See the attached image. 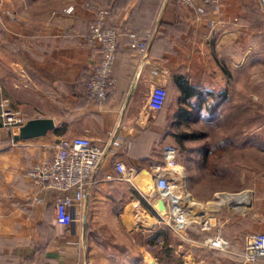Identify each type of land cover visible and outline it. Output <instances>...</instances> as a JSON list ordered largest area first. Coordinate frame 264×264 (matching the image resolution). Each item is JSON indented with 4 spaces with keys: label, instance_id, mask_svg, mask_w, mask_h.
I'll return each instance as SVG.
<instances>
[{
    "label": "crops",
    "instance_id": "obj_1",
    "mask_svg": "<svg viewBox=\"0 0 264 264\" xmlns=\"http://www.w3.org/2000/svg\"><path fill=\"white\" fill-rule=\"evenodd\" d=\"M90 2L105 7L106 0H0V110L11 109L26 121H54L46 135L18 141L8 132L17 134L19 127H0V264H112L105 248L115 246L123 247L122 259L139 255L138 264H144L151 256L149 241L157 236L169 242L139 192L142 179L149 178L143 171L163 162L167 147L177 152L183 189L200 205L188 230L190 247L180 250L184 263L264 264L241 257L244 237L264 232V123L254 118L264 98L261 0H222L218 10L208 7L204 13L176 0H125L109 17L122 35L104 103L89 99L86 89L101 57L99 47L86 41L94 18ZM228 15L237 20L225 21ZM132 26L153 33L142 64L123 34ZM157 83L168 100L153 113L147 102ZM182 84L190 90L187 98ZM205 94L225 97L222 111L237 104L244 115L243 100L252 104V122L238 128L235 145L225 142L219 155L210 138L184 141L181 149L172 136L201 124V114L192 116L198 96ZM180 105L188 117L178 113ZM112 129L118 141L131 142L120 159L135 185L121 178L109 153L91 179L87 199L73 212L75 221L58 223L53 194L33 184L26 168L48 157L60 138L101 143ZM218 227L229 242L227 251L202 244Z\"/></svg>",
    "mask_w": 264,
    "mask_h": 264
},
{
    "label": "built area",
    "instance_id": "obj_2",
    "mask_svg": "<svg viewBox=\"0 0 264 264\" xmlns=\"http://www.w3.org/2000/svg\"><path fill=\"white\" fill-rule=\"evenodd\" d=\"M222 0H176L179 5L195 9L204 13L206 8L218 10ZM264 5V0H261ZM94 12L90 23L86 41L90 45L98 46L101 57L93 68L87 83V96L96 103H104L112 92V70L117 57L118 38L122 33L118 28L109 23V10L106 7L88 3ZM236 15H228L225 21H236ZM212 24V22H211ZM125 34L129 45L142 64L148 59L149 46L153 38L152 32L137 35L131 31ZM166 90L161 83L153 86L148 102V109L157 113L165 100ZM0 121L6 129L20 127L25 123V118L11 109L0 110ZM130 141H118L115 130L106 133V139L101 143H93L83 136L63 137L57 140L50 155L41 161L33 163L26 168L25 175L30 181L43 191L53 194L55 219L58 223L69 225L75 221L73 212L88 197L92 177L99 171L104 158L111 153L115 157V167L121 178L134 183V175L127 170L120 159L130 148ZM176 150L167 147L164 151V160L150 166L149 175L152 181V190L162 202L164 211L157 210L154 206L160 224L175 231L179 236H189L188 227L194 221L190 214L189 204L184 201L183 171L176 162ZM139 192L147 196L148 193ZM35 200L39 201L38 198ZM191 240L190 238L188 239ZM163 239L154 237L150 249L162 245ZM202 244L204 247L227 251L229 242L218 227L214 234L206 237ZM241 257L244 262L256 263L264 259V232L246 235L243 240ZM32 264H50L45 261Z\"/></svg>",
    "mask_w": 264,
    "mask_h": 264
},
{
    "label": "trees",
    "instance_id": "obj_3",
    "mask_svg": "<svg viewBox=\"0 0 264 264\" xmlns=\"http://www.w3.org/2000/svg\"><path fill=\"white\" fill-rule=\"evenodd\" d=\"M126 4L125 0H106L105 3V7L108 8L109 10V17L113 18L114 16H116V14L118 13V9H121L122 7H124ZM129 31L137 34V35H144L148 30L140 32L137 31V28L133 27L132 28H128ZM118 48V45H117ZM182 89L185 93L186 96H184L185 98H187L190 95V90L187 86H183L182 84ZM166 90V89H165ZM184 98V102H186L187 99ZM198 98H200L198 100V103L194 104V107L197 108V114H193L192 117L196 118V116L200 117L199 115L201 114V124L197 125L196 127H194V131H196L195 129H198L200 127H204V126H209L210 127V133H204L201 131H196L195 133L192 131H185V130H181V132H175L172 133L173 138L175 139V141L183 147V142L187 141V140H200V139H204V138H210L213 142L212 144H214L215 147V154L219 155V153H221V150L223 148V144L226 142L229 146H234L236 143V140L238 138V135L241 133V131L238 128H242L244 126V128L246 129L248 127V124L252 122V118L250 120H246L248 121L247 123L245 122V114L249 113V111L252 108V104H250V106H247L243 100V109L245 111L244 115L240 114L239 110H238V106L237 104H230L228 105V108L226 110L220 109V105L222 103V101H225L223 99H225V97H221L219 98L218 96H213V97H209V99L206 98V94L204 95V97L201 98V96H198ZM167 100H168V91L166 90V96H165V100L163 102V105L161 107V109L158 111H162L166 105H167ZM249 103V101H248ZM240 106V105H239ZM240 108V107H239ZM186 106L180 105L178 108V113L180 115H185L186 117H188L189 115L187 114H183L186 113ZM230 115L232 116V118L230 119ZM261 114H258L257 116H254L255 119H257L258 117H260ZM235 116V117H234ZM233 118L237 121V124H239V126H237L235 129V135H236V139H233L232 137H229V130H230V121L233 120ZM187 121V120H186ZM186 124H188V122H186ZM260 123V121H258ZM232 126V125H231ZM188 127V126H186ZM233 130V129H232ZM211 134H214V138L212 137ZM9 138L11 140H13L12 136L9 135ZM221 142H223L221 144ZM129 148L126 152V154H129L130 152ZM184 149H186L184 147ZM106 252L108 253V255L110 256V260L112 261V264H138L139 260H140V256H132L131 258H127V259H122V255H123V247L122 246H115V248L113 247H107L105 248Z\"/></svg>",
    "mask_w": 264,
    "mask_h": 264
},
{
    "label": "rangeland",
    "instance_id": "obj_4",
    "mask_svg": "<svg viewBox=\"0 0 264 264\" xmlns=\"http://www.w3.org/2000/svg\"><path fill=\"white\" fill-rule=\"evenodd\" d=\"M87 5V4H86ZM262 14L260 15L261 17V20H260V26L262 28V32L264 31V5H262ZM64 11L66 12H70L71 11V8H66L64 9ZM262 43H264V35H262ZM261 75H263V72H264V64H262L261 66ZM263 79V77H262ZM264 81H262V85ZM261 115L260 117L257 118V121H260V123H264V98L262 97L261 99ZM248 100L247 98L244 100L245 104L247 106H250V103H248ZM245 122L247 123L248 121L246 120H250L252 118V115L251 114H245ZM235 117V116H234ZM232 118V116L230 115V119ZM233 120H235L233 118ZM1 122V121H0ZM230 130H229V137L233 138V139H236V135H235V129H237V121H233L232 120L230 121ZM240 124V123H239ZM232 125V126H231ZM233 129V130H232ZM182 130H185V131H192V132H196V131H201V132H204V133H210V127L209 126H204V127H200L198 129H195L196 131H194V127H186L185 129H182ZM175 132H181V129H177L175 130ZM212 137L214 138V134H211ZM181 149H184V147H181ZM230 181H234L236 182V180H233V179H230ZM142 192V191H141ZM144 193V192H143ZM148 195L146 196L147 198V204L150 209L151 212L155 213L157 215V212L155 211L154 207H153V204L154 206L157 205V204H160L158 201L159 199L156 197L154 191L151 189L149 192H147ZM184 201H186V199H184ZM192 202L189 203V210H190V214H195V211L199 208H200V205L198 204H195L193 202V200H191ZM188 204V202H186ZM196 215H194L193 217L195 218ZM165 235H164V238H167L168 239V243H166L165 241H163L164 243L162 245H160L159 247L157 248H153V249H150L148 246H150L152 244V241L148 242L147 244V249L150 253L151 256H147L144 264H152V262L154 264H185L184 261H185V257L180 253V250H184L185 247H188L191 243L190 241L188 240L189 239V236L187 238L185 237H182V236H179L177 233H175L174 230L168 228L165 226ZM189 229V227H188ZM190 247V246H189ZM188 247V248H189ZM158 257V258H157ZM110 262H112L111 260H109Z\"/></svg>",
    "mask_w": 264,
    "mask_h": 264
},
{
    "label": "water",
    "instance_id": "obj_5",
    "mask_svg": "<svg viewBox=\"0 0 264 264\" xmlns=\"http://www.w3.org/2000/svg\"><path fill=\"white\" fill-rule=\"evenodd\" d=\"M2 126L0 122V127ZM54 129V121L51 118H32L27 120L22 124L17 134H12L10 131L9 135L12 136L14 141L26 140L33 137H39L46 135L48 131ZM149 174L147 170H144L143 173Z\"/></svg>",
    "mask_w": 264,
    "mask_h": 264
},
{
    "label": "bare ground",
    "instance_id": "obj_6",
    "mask_svg": "<svg viewBox=\"0 0 264 264\" xmlns=\"http://www.w3.org/2000/svg\"><path fill=\"white\" fill-rule=\"evenodd\" d=\"M152 181H151V177L149 175V178H145V179H142L141 181V186L139 188V190L143 191V192H149L152 188ZM184 198L186 199V202H188V204L190 202H192V197L190 196V194H188L187 191L184 190ZM160 204H157L155 205L154 207L157 209V210H160V211H164V208L162 206V202L159 201Z\"/></svg>",
    "mask_w": 264,
    "mask_h": 264
}]
</instances>
